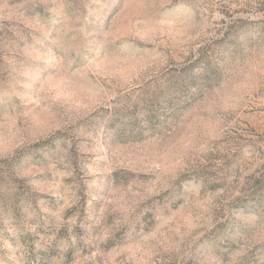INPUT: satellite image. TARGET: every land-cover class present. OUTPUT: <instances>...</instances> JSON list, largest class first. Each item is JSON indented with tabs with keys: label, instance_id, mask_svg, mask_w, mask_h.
<instances>
[{
	"label": "rangeland",
	"instance_id": "374dc122",
	"mask_svg": "<svg viewBox=\"0 0 264 264\" xmlns=\"http://www.w3.org/2000/svg\"><path fill=\"white\" fill-rule=\"evenodd\" d=\"M0 264H264V0H0Z\"/></svg>",
	"mask_w": 264,
	"mask_h": 264
}]
</instances>
